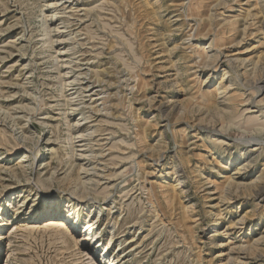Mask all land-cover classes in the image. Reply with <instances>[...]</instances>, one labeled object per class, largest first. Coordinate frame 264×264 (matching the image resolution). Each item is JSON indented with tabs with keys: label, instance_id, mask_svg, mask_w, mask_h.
<instances>
[{
	"label": "rangeland",
	"instance_id": "1",
	"mask_svg": "<svg viewBox=\"0 0 264 264\" xmlns=\"http://www.w3.org/2000/svg\"><path fill=\"white\" fill-rule=\"evenodd\" d=\"M263 122L264 0H0V264H264Z\"/></svg>",
	"mask_w": 264,
	"mask_h": 264
},
{
	"label": "bare ground",
	"instance_id": "2",
	"mask_svg": "<svg viewBox=\"0 0 264 264\" xmlns=\"http://www.w3.org/2000/svg\"><path fill=\"white\" fill-rule=\"evenodd\" d=\"M200 65V64H199ZM225 75H226V72H225ZM224 75V76H225ZM88 89V88H87ZM227 89L228 88H225V86L223 85H220L219 86V88L217 89V93H218V98H217V102H216V108H218L219 110L218 111H220L221 112V114L223 113V114H227V110H228V106H225L226 107V109H224V108H222L221 107V105L226 101V99H224V101H223V103L222 102H220L219 101V99L220 98H223V96H224V94H225V96H226V91H227ZM75 94H77L76 92L75 93H73L72 95H75ZM224 96V97H225ZM71 100V99H70ZM203 100L205 101V97H203ZM214 105V106H215ZM249 109L247 108V110L246 111H248ZM218 116V115H217ZM239 118H240V116H239ZM69 119V118H68ZM250 119V118H249ZM248 119V120H249ZM257 119H259L257 116H255V117H251V119L249 120V124L250 123H254V122H257ZM237 120V119H236ZM68 121V120H67ZM260 121V120H259ZM81 122L82 121H80V120H77V124L75 125V127L77 126V125H80L81 124ZM247 123V124H248ZM264 123V122H263ZM248 124V125H249ZM260 124V123H259ZM254 126V125H253ZM257 126V125H256ZM264 126V125H263ZM262 126V127H263ZM223 128V127H222ZM93 131V130H92ZM219 132V131H218ZM90 133V132H89ZM85 134V133H84ZM215 134V133H214ZM78 137V136H77ZM79 137H83V135H80ZM76 138V137H75ZM220 136H219V138L216 140V142L218 141V140H220ZM222 143V142H224V141H219V143ZM10 144V143H9ZM18 146V145H17ZM16 147V146H15ZM19 147V146H18ZM17 148V147H16ZM28 156L27 155H24V158L26 159ZM23 161V160H22ZM229 180H231L232 179V177H230V178H228ZM179 186V185H178ZM225 186H226V184H225ZM222 191H223V189H222ZM18 197H22V200H23V203L25 202V200H26V198H25V196L23 195V194H20V196H18ZM16 199V198H15ZM71 205H68V207H70ZM36 217H35V219H34V221H33V223H35L36 221L38 222V223H40V222H47L49 225H52V226H55V227H57V228H59V231H60V233H61V235H63L64 237H68V236H70L71 234H73V230H75L76 229V226L74 225V224H70L69 222H68V219H66V218H62L63 216L62 215H60V213L59 212H57V211H52V212H50V211H47V212H45V213H40V214H36L35 215ZM96 218V217H95ZM243 221V219H241V222ZM236 224H238V223H236ZM88 226H89V228H91V226H90V222H89V224H88ZM231 227H232V225H230L229 226V228L231 229ZM228 228V230H227V235H229V237H230V233H229V231H230V229ZM90 237V234H82V235H79V236H77L75 239H74V241L73 242H75L76 244L75 245H77V243H83V245H85L86 243H87V241L90 239L89 238ZM259 244H260V240H255V241H253V242H251L250 243V245L248 244V249L250 250V251H256L257 249H258V247H259ZM242 248H244V247H242ZM241 248V249H242ZM240 249V250H241ZM105 250V249H104ZM246 250V249H245ZM243 252V251H242ZM255 253V252H254ZM6 255H7V259H6V261H12V260H14V259H18V257L15 255V253L13 252V251H8L7 253H6ZM5 255V256H6ZM90 258L92 259V258H95V255H96V253H95V251H92L90 254ZM230 257V256H229ZM113 262H114V260L112 261V262H110L109 264H113ZM230 263V262H229Z\"/></svg>",
	"mask_w": 264,
	"mask_h": 264
}]
</instances>
